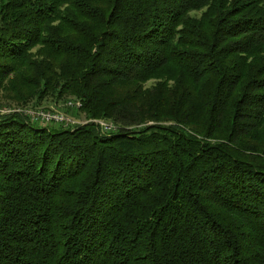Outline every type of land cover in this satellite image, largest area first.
Masks as SVG:
<instances>
[{
  "label": "trees",
  "instance_id": "16d2710c",
  "mask_svg": "<svg viewBox=\"0 0 264 264\" xmlns=\"http://www.w3.org/2000/svg\"><path fill=\"white\" fill-rule=\"evenodd\" d=\"M0 91L118 127L0 113V264H264V0H0Z\"/></svg>",
  "mask_w": 264,
  "mask_h": 264
},
{
  "label": "rangeland",
  "instance_id": "374dc122",
  "mask_svg": "<svg viewBox=\"0 0 264 264\" xmlns=\"http://www.w3.org/2000/svg\"><path fill=\"white\" fill-rule=\"evenodd\" d=\"M38 49L39 47H35L32 50L33 54H35ZM154 83H155L154 81H150L146 84V86L152 87ZM79 102L80 101L75 98H71L67 100H57L56 98H46L42 101H38V100L30 101L28 105H18V103L15 102V100L12 98L11 95L3 91H0V103L3 105V107L0 109V113L4 111H8V110H11V111L17 110L19 112L20 111L21 112L48 111V112H56L58 114H61L65 118L75 122V124L72 126L78 127L82 125H87L89 123L95 124L94 123V121H96L95 119L93 120L87 119L85 114L80 112L81 108L79 109L76 107L77 103ZM15 114H19V113H15ZM47 126L51 128L52 130L59 129L61 127L60 125H57V124H49Z\"/></svg>",
  "mask_w": 264,
  "mask_h": 264
},
{
  "label": "built area",
  "instance_id": "2783aa9c",
  "mask_svg": "<svg viewBox=\"0 0 264 264\" xmlns=\"http://www.w3.org/2000/svg\"><path fill=\"white\" fill-rule=\"evenodd\" d=\"M76 107L80 109L82 107V104H78L76 105ZM2 114H6V112ZM24 115L27 116L32 122L37 123V124H41V125L57 124V125H62L66 128H73V129L75 128L69 125V119L62 118V115L56 112H48V111L29 112L28 111V113ZM98 128L103 133L115 132L111 127L105 124L104 126H98Z\"/></svg>",
  "mask_w": 264,
  "mask_h": 264
},
{
  "label": "bare ground",
  "instance_id": "6f19581e",
  "mask_svg": "<svg viewBox=\"0 0 264 264\" xmlns=\"http://www.w3.org/2000/svg\"><path fill=\"white\" fill-rule=\"evenodd\" d=\"M78 104H81V102L77 103V105H78ZM73 105H74V104H73ZM23 111H24V110H23ZM4 112H6V114H15V113H19V114H27V113H28V111H26V112H21V111H20V112H19V111H17V110H14V111L8 110V111H4ZM4 112H2V113H4ZM62 118H65V117L62 115ZM94 123H95L97 126H104V124H105V125L111 127L114 131H117V130H118V127H117L114 123L109 122V121H106V120H96V121H94ZM74 124H75V122L69 120V125H70L71 127H76V126H72V125H74ZM102 133H103V132H102ZM104 134H109V133H104Z\"/></svg>",
  "mask_w": 264,
  "mask_h": 264
}]
</instances>
